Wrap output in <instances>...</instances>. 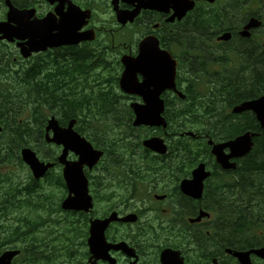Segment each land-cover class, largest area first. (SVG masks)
<instances>
[{
    "label": "flooded vegetation",
    "instance_id": "1",
    "mask_svg": "<svg viewBox=\"0 0 264 264\" xmlns=\"http://www.w3.org/2000/svg\"><path fill=\"white\" fill-rule=\"evenodd\" d=\"M30 1L38 19L54 13L58 5V2L50 4L43 0ZM69 1L81 10L91 12L88 25L79 32L91 31L95 40L48 49L30 58L32 66L40 60L46 62L43 75L50 92L76 97L109 94L113 95L120 105H124L125 109L129 108L133 103H141V99L130 96L132 94H125L119 88V80L124 71L122 59H133L141 54L145 62H158L159 49L167 52L176 69L177 92H163L161 95L165 99L172 98L173 95H212L213 76L217 79L223 75L225 82L232 84L231 81L243 78V66L254 72L255 66L259 65V56H250L252 48L253 54L257 55L256 47H253L256 40L240 36L251 16L234 15L226 23L222 22L217 26L206 24L201 27L198 21L194 22L192 12L187 13L180 21L169 22L171 13L141 10L132 24L120 26L116 22L113 0ZM199 4L203 3H196V7ZM2 5L0 21L4 20ZM67 8L68 4L64 3L62 13ZM117 8L121 11H132L134 6L126 0H119ZM55 18L59 19V16L56 15ZM226 33L230 38L222 41L220 37ZM145 38H155L157 45H143L147 50L140 53L139 43ZM137 81H143L141 74H137ZM57 82L61 83L58 89ZM248 82L250 83L247 90L240 84V89L244 92L240 91L239 94L256 95L258 84L254 81ZM176 101L173 99L171 103ZM1 103L2 95L0 108ZM2 113L0 110V125ZM57 121L62 128L69 123L67 119L59 118ZM85 122L83 117L75 120L74 131L80 136L93 131ZM245 122L248 123L245 132L254 134V148L258 144V134H255L254 126L258 124L251 115H248ZM45 127L46 123L41 132L31 124V130L27 133L17 134L16 143L28 141L29 144H37L44 141ZM111 127L116 132H103L100 137L97 128L98 133L92 135L91 144L103 153L91 170L85 168L94 208L91 214L78 215L76 226L79 243L76 257L61 264H238L237 260L226 252L227 213L220 203L223 205L226 202L227 181L224 184L218 173H212V168L219 167L214 159L209 156L168 157L165 160L170 158L171 161H176L168 166L159 153L143 147L146 140L159 139V128H133L129 123ZM114 137L119 139L108 140ZM53 149L56 153L61 152V147ZM2 152L0 139V170L3 168ZM248 157L250 161L259 160L253 151ZM76 159L71 153L67 157L69 162ZM238 162L240 160L237 164ZM45 163L53 164L52 170H48L39 180L31 177L40 187L30 190L25 181H19L12 189L0 186V259L9 252H18L12 257L10 264H52L50 231L46 230L52 214V199L48 194L51 192L52 174L60 176L62 186L58 188L64 197L67 196L68 189L62 178L63 166L57 162V156ZM200 164H204L205 170L209 171L211 176L203 183L201 197L195 199L182 192L181 184L192 179V172ZM165 168L170 171H164ZM251 169L253 170V167L246 162L241 163L238 171L237 184L241 189L237 194L240 195V207H244L247 191L252 195L264 193V174L262 177L253 176L252 182L248 183L251 188H243L244 178L248 177ZM21 196L25 198L21 199ZM160 196L165 198L159 200ZM27 197L34 203L31 210L36 213L34 218L30 214L28 220L19 210L20 202ZM111 213H116L119 219L134 216L135 221L111 223L105 231L106 242L111 245L123 243L133 251L109 250L91 259L86 244L90 221L105 219ZM219 214L223 215V218ZM165 249L173 252L167 259L161 256ZM251 262L264 264L263 260L254 256L251 257Z\"/></svg>",
    "mask_w": 264,
    "mask_h": 264
},
{
    "label": "water",
    "instance_id": "2",
    "mask_svg": "<svg viewBox=\"0 0 264 264\" xmlns=\"http://www.w3.org/2000/svg\"><path fill=\"white\" fill-rule=\"evenodd\" d=\"M49 1L51 3L55 1L62 3L63 0ZM117 1L118 0H115V2ZM197 1H207L209 3L214 2V0ZM136 3L137 6L133 12H116L117 21L119 23L124 24L127 21H133L140 9L159 11L160 13H168L172 9L174 15L171 20L174 17H177V19L180 20L188 11L192 10L194 6V2L189 0H138ZM5 5L8 8V12L6 14V20L0 22V40H4L8 43L18 41L17 47L24 58H28L33 52L46 50L48 47L69 44L72 42L77 43L78 40H81L80 37L72 34L62 35V33H60L59 35H52L51 32L55 27L52 26L49 18L32 20L34 16L33 10H18L14 8L8 0L5 2ZM56 11L58 12L57 9ZM68 15L71 17L66 21L63 20L61 31H69V33H71V31L74 32L79 26L76 27L75 24H71V20L75 17L72 10L68 12ZM69 38L70 40L64 42L59 41ZM143 44L156 45L157 42L153 38H147L141 42V45ZM146 50L147 49H144V51ZM124 64L126 69L120 82L121 89L126 93L138 94V96L142 97L144 103L143 105L135 104L131 106L135 114L134 126H159L165 129L166 122L162 117L164 112V102L160 99V96L165 90H174V62L168 58L166 53L159 52L158 62H144L143 57L140 56L135 60L125 61ZM137 73H140L144 77V80L140 84L135 80V75ZM249 110L256 114L257 119L261 124V128H264V96L258 101L244 103L241 106L234 108L233 113L239 114ZM48 129L53 130L54 133L51 142H55L58 145L62 144L65 147L64 150H71L79 156L78 163L66 164L64 169V176L68 184L69 192L70 194H74L73 198H70L65 202V206L75 210H86L89 205L86 181H83L81 167L82 165L91 167L97 162L100 155L99 153L94 152L85 140L80 139L78 135L73 133L71 127L67 130H61L55 122H51ZM145 146L156 152L159 151L161 154H164L166 150L161 140H149L145 143ZM225 146L226 145L213 147L212 153L215 154L217 162L224 169H234V165H228V159L245 155L251 147V142L249 136L245 135L234 142L227 144L232 152L230 157H223L222 155V150ZM63 156L60 157V161L63 159ZM22 157L30 166L36 177L42 175L48 167L39 163L35 154L29 150L22 151ZM202 173V169L196 170L193 174V181L189 185L187 182H184L182 185V192L194 198H199L201 194L200 184L202 178H204ZM65 206L64 208H66ZM110 221L111 220L95 222L91 225L90 238L88 240L91 252H93L94 249H102L104 245L103 232ZM95 253L98 254L97 252ZM228 253L232 254L233 252L228 251ZM250 254H255L260 258H264V249L252 250L249 252H234L232 255L238 259L240 264H250Z\"/></svg>",
    "mask_w": 264,
    "mask_h": 264
},
{
    "label": "trees",
    "instance_id": "3",
    "mask_svg": "<svg viewBox=\"0 0 264 264\" xmlns=\"http://www.w3.org/2000/svg\"><path fill=\"white\" fill-rule=\"evenodd\" d=\"M14 4L19 8L28 7L29 2L24 0H13ZM1 3V0H0ZM1 18V17H0ZM8 49V48H7ZM4 49L7 59L0 64V73L4 75L3 81L0 83V95H10L3 96V103H1L0 110L2 113V125L7 130L9 137L13 138L19 132L26 131V125H19L17 122L20 117V110L16 106L21 104V100L28 96V100L35 99V102L39 103L38 108L35 109V116L38 118L42 117V110L44 106H49L50 111L59 110L64 111L63 115L65 117H75L81 113L78 117H82L85 114V119L94 120L97 115L102 116L106 113H112L116 110V101L111 95H97L95 98L86 96V99L81 98L79 100L72 98L69 95H64L63 93L50 92L47 87H49L46 78H40L39 70L41 66H36L35 68L26 67L18 71L11 70V51ZM250 56H254L253 52H250ZM38 71V72H37ZM15 76L14 80L13 77ZM258 79V84L260 86V92L264 91V72L260 71ZM53 84V83H52ZM18 85V86H17ZM61 83L57 82V89L60 87ZM51 86V85H50ZM226 87L225 84L219 83L214 85L213 94L211 95V102H206L207 108L202 114L196 111L197 105L194 101L198 100L197 95H186L185 101H180L181 105L178 108L168 107L165 111V118L168 122L169 131H183L191 129L192 124H201V119L205 118L206 125L205 130L211 132V136L214 139H220L221 137L233 136L240 133V128L238 124L232 126V131L228 133L221 132V126L226 129V125H220L219 120H221L220 110L222 108H230L242 101L257 98L259 95H242L239 94L240 90ZM11 95H22L19 99L14 102V97ZM26 95V96H24ZM50 95V99H49ZM46 106V107H47ZM111 110L110 112H102L103 110ZM14 114H11V113ZM17 115H16V114ZM212 118V121H209ZM220 118V119H219ZM228 120H226V123ZM227 132V131H226ZM256 132H259L256 128ZM212 138V137H211ZM264 138V136H263ZM258 144V149L264 151V139ZM255 169V177H262L264 174V156L261 157L258 162L253 163ZM263 173V174H262ZM236 180V178H234ZM252 182L251 179H244L243 188L248 189V183ZM251 188V187H250ZM241 188L235 182H229L227 191L225 192L226 200V219H227V246L232 249H250L257 245H264V193L260 195L248 194L244 197L245 204L244 207L238 205L237 192ZM236 193V194H234ZM248 200V201H247ZM221 205V203H220ZM260 209V210H259ZM223 217V215H222ZM260 232L262 236H256V231ZM54 246V245H53Z\"/></svg>",
    "mask_w": 264,
    "mask_h": 264
},
{
    "label": "rangeland",
    "instance_id": "4",
    "mask_svg": "<svg viewBox=\"0 0 264 264\" xmlns=\"http://www.w3.org/2000/svg\"><path fill=\"white\" fill-rule=\"evenodd\" d=\"M18 66H22L23 67V64H21V62L18 61V60L14 61L12 67L15 69V67H18ZM16 176L19 177V178H21L22 180H25L27 178V172L26 171L19 170V171H17ZM54 198L55 197L53 196V199Z\"/></svg>",
    "mask_w": 264,
    "mask_h": 264
}]
</instances>
